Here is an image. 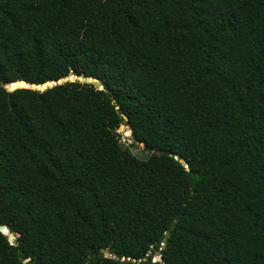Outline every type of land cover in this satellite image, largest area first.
I'll list each match as a JSON object with an SVG mask.
<instances>
[{
    "label": "trees",
    "instance_id": "1",
    "mask_svg": "<svg viewBox=\"0 0 264 264\" xmlns=\"http://www.w3.org/2000/svg\"><path fill=\"white\" fill-rule=\"evenodd\" d=\"M1 225L0 264H264V0H0Z\"/></svg>",
    "mask_w": 264,
    "mask_h": 264
},
{
    "label": "water",
    "instance_id": "2",
    "mask_svg": "<svg viewBox=\"0 0 264 264\" xmlns=\"http://www.w3.org/2000/svg\"><path fill=\"white\" fill-rule=\"evenodd\" d=\"M66 81H71V82L79 81L81 83H86V84L92 83V84H95L96 89H100V90L104 89L103 83L96 77L74 76V75L67 77L65 79L51 80V81H46L43 83H30L25 79H19V80L10 81V82H3L2 86L6 89L8 93H11L12 91L18 88H30L33 90L44 91L58 84H62L63 82H66ZM15 84H17V86L10 89L11 85H15ZM123 117L125 120L128 119L125 114H123ZM181 162L183 165L186 166L187 170L189 171V167L188 165H186L185 161L182 159ZM0 231H2L4 234H9V237L11 240H14L16 238V235L14 233H11L5 225L0 226ZM164 246L165 245L163 244V247ZM101 252L104 253L106 256H111V252L109 250L102 249ZM97 253H98L97 251L94 252V254H97ZM23 259L25 262L30 260V258L26 256H24ZM155 260H161V256H157Z\"/></svg>",
    "mask_w": 264,
    "mask_h": 264
},
{
    "label": "rangeland",
    "instance_id": "3",
    "mask_svg": "<svg viewBox=\"0 0 264 264\" xmlns=\"http://www.w3.org/2000/svg\"><path fill=\"white\" fill-rule=\"evenodd\" d=\"M118 133L121 134V141L124 145H132L131 151L133 154L140 158H147L149 156V152H147L145 146L142 143L135 142L132 137V130L127 125H122L118 130Z\"/></svg>",
    "mask_w": 264,
    "mask_h": 264
},
{
    "label": "snow or ice",
    "instance_id": "4",
    "mask_svg": "<svg viewBox=\"0 0 264 264\" xmlns=\"http://www.w3.org/2000/svg\"><path fill=\"white\" fill-rule=\"evenodd\" d=\"M14 87V86H13Z\"/></svg>",
    "mask_w": 264,
    "mask_h": 264
}]
</instances>
